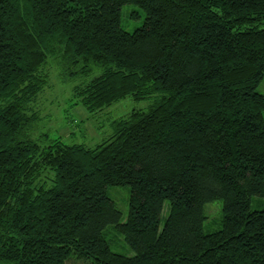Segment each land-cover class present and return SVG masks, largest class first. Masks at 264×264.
<instances>
[{"label": "trees", "instance_id": "1", "mask_svg": "<svg viewBox=\"0 0 264 264\" xmlns=\"http://www.w3.org/2000/svg\"><path fill=\"white\" fill-rule=\"evenodd\" d=\"M53 67L90 113L155 100L95 146L34 137ZM263 80L264 0H0V261L264 264Z\"/></svg>", "mask_w": 264, "mask_h": 264}, {"label": "rangeland", "instance_id": "2", "mask_svg": "<svg viewBox=\"0 0 264 264\" xmlns=\"http://www.w3.org/2000/svg\"><path fill=\"white\" fill-rule=\"evenodd\" d=\"M145 16V11L139 6L132 3L125 4L122 6L121 27L127 31H134L143 24ZM50 72V85L38 97L34 105L40 115L32 133L34 137L47 134L51 138H60L68 144L95 146L113 133V122L116 119L128 114L133 109L148 108L155 100V96L142 100H135L130 96L119 100L101 112L90 113L81 103H77L74 97L75 81L62 80L55 67ZM258 90L264 94V80L258 86ZM109 191L124 217L127 216L129 190L126 187H112ZM221 206V201L206 204L208 214V219L205 220L206 228L217 227L213 221L221 215ZM168 208L169 205L166 202L162 218L167 216ZM114 235L112 234L114 238L113 250L133 255L134 252L125 236L117 233ZM0 264L5 263L0 261ZM66 264H90V262L71 258Z\"/></svg>", "mask_w": 264, "mask_h": 264}]
</instances>
